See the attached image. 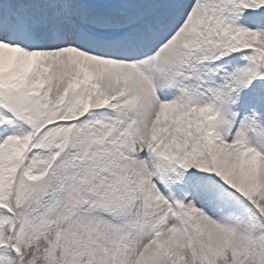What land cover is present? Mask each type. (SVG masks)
<instances>
[{"label": "snow or ice", "instance_id": "1", "mask_svg": "<svg viewBox=\"0 0 264 264\" xmlns=\"http://www.w3.org/2000/svg\"><path fill=\"white\" fill-rule=\"evenodd\" d=\"M0 264H264V0H0Z\"/></svg>", "mask_w": 264, "mask_h": 264}]
</instances>
